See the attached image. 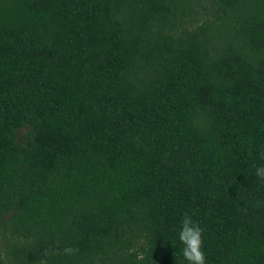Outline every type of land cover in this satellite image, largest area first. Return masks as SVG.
Here are the masks:
<instances>
[{"label":"trees","instance_id":"16d2710c","mask_svg":"<svg viewBox=\"0 0 264 264\" xmlns=\"http://www.w3.org/2000/svg\"><path fill=\"white\" fill-rule=\"evenodd\" d=\"M261 166L264 0H0V264H264Z\"/></svg>","mask_w":264,"mask_h":264},{"label":"clouds","instance_id":"9594fccd","mask_svg":"<svg viewBox=\"0 0 264 264\" xmlns=\"http://www.w3.org/2000/svg\"><path fill=\"white\" fill-rule=\"evenodd\" d=\"M255 175L264 180V166L257 167ZM203 229L198 222L193 221L188 213L184 214L178 239L182 245L181 255L188 264H205V255L202 249ZM73 249L65 248V253H72Z\"/></svg>","mask_w":264,"mask_h":264}]
</instances>
